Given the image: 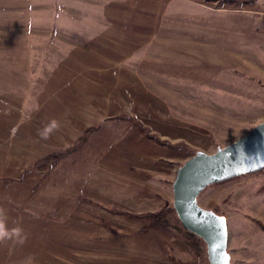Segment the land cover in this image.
I'll return each mask as SVG.
<instances>
[{"label":"rangeland","instance_id":"374dc122","mask_svg":"<svg viewBox=\"0 0 264 264\" xmlns=\"http://www.w3.org/2000/svg\"><path fill=\"white\" fill-rule=\"evenodd\" d=\"M259 82L264 0H0V208L27 236L0 264H209L174 219L142 230L107 208L172 201L183 162L264 121ZM197 202L226 217L231 264H264V169Z\"/></svg>","mask_w":264,"mask_h":264},{"label":"water","instance_id":"95a60500","mask_svg":"<svg viewBox=\"0 0 264 264\" xmlns=\"http://www.w3.org/2000/svg\"><path fill=\"white\" fill-rule=\"evenodd\" d=\"M264 169V121L214 153L196 151L177 169L172 205L181 226L206 246L209 264H231L226 217L202 208L197 198L209 185Z\"/></svg>","mask_w":264,"mask_h":264},{"label":"trees","instance_id":"16d2710c","mask_svg":"<svg viewBox=\"0 0 264 264\" xmlns=\"http://www.w3.org/2000/svg\"><path fill=\"white\" fill-rule=\"evenodd\" d=\"M259 85L264 86V83L259 82ZM85 141H86V138H80L78 139L76 146L66 149L65 151L52 150L50 153L44 156L41 160H38L36 165H40V166L49 165L50 166L51 164L55 162L66 159L69 153L75 152L78 149H80L82 145L85 143ZM82 199L83 198L81 196L76 197L77 201H80ZM107 211L111 214L124 216L128 219H134V220L145 222V226L142 228V230L154 229V230L166 232L168 231L169 219H174L176 223L180 227H182L176 216L175 210L172 205V201L166 202L160 210L154 211V212L131 213L129 211L112 209V208H107ZM214 212L217 213L216 211ZM182 229H183V235L185 238V242L187 243V245L190 246L197 253H200L201 251L203 252L204 251L203 248L205 249L204 242L195 234L185 230L183 227Z\"/></svg>","mask_w":264,"mask_h":264},{"label":"clouds","instance_id":"9594fccd","mask_svg":"<svg viewBox=\"0 0 264 264\" xmlns=\"http://www.w3.org/2000/svg\"><path fill=\"white\" fill-rule=\"evenodd\" d=\"M59 127L57 121L53 120L39 132L42 139H48L49 135ZM27 236L21 227H8L6 210L0 208V244L12 242L13 244L23 245ZM27 264H34V258L29 257Z\"/></svg>","mask_w":264,"mask_h":264}]
</instances>
